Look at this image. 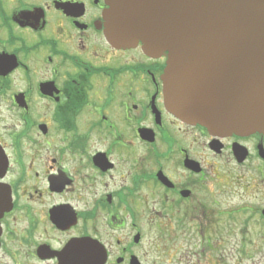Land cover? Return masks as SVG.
Listing matches in <instances>:
<instances>
[{
    "label": "flooded vegetation",
    "instance_id": "1",
    "mask_svg": "<svg viewBox=\"0 0 264 264\" xmlns=\"http://www.w3.org/2000/svg\"><path fill=\"white\" fill-rule=\"evenodd\" d=\"M106 8L0 0V264H264V134L176 118Z\"/></svg>",
    "mask_w": 264,
    "mask_h": 264
},
{
    "label": "water",
    "instance_id": "2",
    "mask_svg": "<svg viewBox=\"0 0 264 264\" xmlns=\"http://www.w3.org/2000/svg\"><path fill=\"white\" fill-rule=\"evenodd\" d=\"M106 3L113 43L166 57L164 102L176 117L216 136L264 134V0Z\"/></svg>",
    "mask_w": 264,
    "mask_h": 264
}]
</instances>
